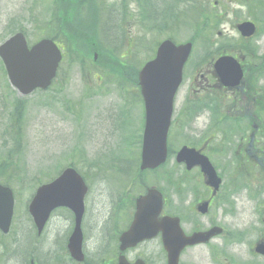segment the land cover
<instances>
[{
	"label": "rangeland",
	"instance_id": "obj_1",
	"mask_svg": "<svg viewBox=\"0 0 264 264\" xmlns=\"http://www.w3.org/2000/svg\"><path fill=\"white\" fill-rule=\"evenodd\" d=\"M42 1L0 0V43L19 27H24L30 43L42 37L43 22H39L41 26L39 28L36 22L30 20L32 9L41 4ZM237 1L220 0L219 5L216 6L217 10L223 12L224 15L216 30V33L221 32V35H213L212 37L215 48L221 43H226V37L230 41L241 38L234 28L235 23L251 17L254 18L255 15L258 19L256 21L260 35L252 41V44L258 47L260 52H264V10H257L248 5H239ZM45 2L46 6L53 4L52 0H45ZM91 2H96V0ZM62 3L68 8V19L71 22L73 35L65 28L63 9L57 11L55 14L56 32L59 40L66 47L67 57L53 88L35 91L27 97H22L18 91L10 87L0 62V165H5L3 169L12 176L13 187L19 202L16 211L21 212L20 215H17L15 211L12 225L15 232L13 230L11 233L13 237L16 234L19 235L15 238L19 251L12 250L11 247L5 249L7 264H27L28 259L39 256V252L43 249L42 257L39 256L44 260H41L43 264L74 263L68 256V250L63 251L67 257L61 251V246H64L63 244L67 239V236L64 235L71 232L68 230L71 224L66 220L67 210L63 211V219L58 214L52 217L49 227L44 233L43 241L35 242L32 250L30 241L32 238L29 237L31 230L26 231V225L27 228L30 225L34 230L26 209L31 196L41 184L54 178L64 167L72 164L81 171L89 172L86 205L91 214L90 223L99 227L104 220L102 224L104 226L111 210V199L119 196L122 186L126 202L129 204H132L131 201H134L139 194L144 192L142 188L145 185L148 187L152 185L165 190L169 197L176 201L175 192L169 189L167 185L168 179L173 178L175 180L182 175L183 167L178 165L175 160L176 152L184 144L201 146L204 138L213 131L210 127L208 128L210 117L207 112L209 111L205 110L204 107L207 104L205 100L209 101L211 95L205 91L202 96H199L205 98L200 101L202 102L200 104L198 101L201 98H193L197 97L194 95L201 94L195 90L203 85V80L207 76L209 77L210 73V66L206 65L207 62L200 66L197 64L204 55V49L198 46L193 49L191 64L189 69L186 68L184 85L176 99L173 124L177 119L176 124L179 127L177 129V126L172 125V138L171 143H169L172 154L169 155L168 161L160 169L151 172L146 177L134 175L143 135L144 119L141 101L133 98L127 103V97L130 95L127 85L121 86L119 82L110 80V76L103 69L102 64L90 65L87 57L101 51L102 59H105L107 57L106 46L111 49L121 48L125 50L132 47L129 46L128 39H130L134 41L133 50L139 54L138 58L144 61L152 53V43L156 45L158 40L167 38L169 33L163 31L164 29L152 27L153 22L149 21V16L153 12L138 5L136 0H105L106 7L104 5L103 7L112 13L115 20L113 32L108 34V39L105 42L92 41L91 37L81 33V31H88V35H90L92 29L90 26H79L78 16L80 12L83 10L81 19L86 24L94 16L98 21H101L104 27L110 23L107 12L84 10L87 6L86 3L71 0H64ZM171 3V0H152V7L159 14L153 13L157 20L154 22L155 24L162 26L169 22L170 8L168 9V6ZM46 14L45 12L44 17ZM170 32L177 43L185 42L193 34L190 27L182 24ZM123 33L124 35H122ZM146 40H149V44L146 43ZM127 54L129 56L132 54L130 48L127 49ZM80 59L84 60L81 69L78 63L75 64ZM85 73H87L86 78L84 77ZM95 76L103 78L102 87L92 89L91 87L95 84ZM124 103L127 104V107L123 105ZM194 106L196 108L193 109L192 114H180L182 108ZM122 111L125 112V115ZM180 115L184 117L182 124ZM124 116L125 121H123ZM82 117L84 118V125H82ZM78 134L82 136L81 139L77 136ZM138 139L139 142L136 143ZM201 147L209 152V145ZM224 147L228 151L219 155H211V158L216 165L220 164L219 168L221 171L223 170L224 179L227 182L230 177L236 176L235 169L228 163L233 157L231 150L234 147L233 140L231 144H225ZM116 158L119 159L116 160ZM96 169L107 171V185L105 177L101 173H90ZM132 175L134 178L129 179L132 178ZM8 177V174L3 176L4 179ZM125 180L126 184L123 185ZM141 182H143L142 186ZM200 189L204 190L203 187ZM113 191H116L115 194ZM181 193L182 191L179 194ZM232 199L234 201L233 206L216 201L211 215L203 219L202 223L207 226L210 221L214 220L225 228L227 234L232 231L243 233L240 234L244 239L242 242H234L238 240L234 237L228 245H223L220 239L213 241L214 247L224 253V255H220L223 264H229L232 261L229 258L231 256L237 262H245L246 264L261 260L254 258L251 252L255 239L264 237V230H262L264 227L261 223L262 214L258 212L259 199L256 198V191L254 188L252 190L245 188L235 194ZM26 216L29 224L27 223L23 227ZM187 217L188 214H186ZM123 220L124 215L121 213L119 215L120 225H123ZM189 221L185 225L186 229L191 227ZM108 227H114V225ZM25 233L26 238L20 245L18 240ZM56 235L63 236L55 238ZM92 240L93 238L90 241ZM105 240L107 247V243L111 240L108 238ZM95 247L97 248V245ZM96 248L93 246V250ZM87 249L91 255V259H87L90 261L89 264H102L104 258L101 256L93 257L92 249L89 247ZM161 249L159 242L143 246V250L149 253H160ZM30 250L31 252L28 254L30 256L24 257L23 254ZM107 252H103V254ZM161 262V260H156L152 264H161ZM181 262L183 264L214 263L208 250L203 246L187 250L182 255ZM39 263L42 264L40 261Z\"/></svg>",
	"mask_w": 264,
	"mask_h": 264
},
{
	"label": "water",
	"instance_id": "obj_2",
	"mask_svg": "<svg viewBox=\"0 0 264 264\" xmlns=\"http://www.w3.org/2000/svg\"><path fill=\"white\" fill-rule=\"evenodd\" d=\"M238 30L244 37H250L256 32L252 22H244L238 25ZM192 43L177 46L170 40L162 43L158 49L157 57L147 63L143 68L140 79L142 92L146 102V125L144 132V144L142 150V169L155 168L165 162L167 158V136L173 111V98L182 81L184 64L192 51ZM0 55L6 64L12 84L26 95L36 88L47 87L56 74L61 54L50 40H43L28 49L24 36L18 34L0 47ZM215 69L222 82L226 85H234L239 82L241 69L238 61L231 56L219 58L215 63ZM178 162H186L188 168L201 165L203 171L209 177V184L219 187L221 180L217 178L214 167L206 156L201 155L195 149L183 147L177 154ZM86 192V186L82 178L72 168L54 182L40 187L30 204L29 210L34 218L39 232L42 231L52 209L59 205H67L83 212L82 200ZM76 196L79 202L72 203V197ZM162 205L161 194L156 190H150L148 196L138 200V217L136 224L142 223L144 231L155 234L156 227L152 226V218H143L149 209L159 212ZM13 212V197L8 188L0 186V225L9 224ZM80 217V215H78ZM177 226L169 224L173 229ZM134 229L132 227L131 231ZM130 231V232H131ZM220 232L213 229L204 234H197L193 238H186L179 234L174 240L168 239L166 248L169 251V264H178L181 250L187 244L207 241L210 236ZM182 233V232H181ZM148 237L143 234L141 238ZM81 231L77 226L73 234L69 248L75 258L81 259L80 254ZM257 251L264 254V244L257 247ZM79 256V257H78Z\"/></svg>",
	"mask_w": 264,
	"mask_h": 264
},
{
	"label": "flooded vegetation",
	"instance_id": "obj_3",
	"mask_svg": "<svg viewBox=\"0 0 264 264\" xmlns=\"http://www.w3.org/2000/svg\"><path fill=\"white\" fill-rule=\"evenodd\" d=\"M259 65L261 64L243 63L242 67L244 71V77L241 83L237 86L226 87L222 85L218 76L213 70H210L209 77L207 76V78L204 79V91H212L215 93L216 97H225L223 103L226 101L234 103L235 109L229 110L224 105H222L221 112L225 115H232V117L240 119L239 122L241 123V126L239 129L242 130V134L237 138V142H239L238 148L240 153L244 155L245 161L250 159L251 164L260 162L261 159L254 153V151L257 145L260 144V138H262L264 141V117L262 122L258 117L257 123L255 122L254 118L255 97H264V71L260 69L253 73V68ZM236 97H243L241 100L243 109L241 110L236 109V107H238ZM261 124L262 127L260 126ZM179 179L184 180L182 183L183 190L181 194L176 192L175 180L173 178H170L167 181L168 188L175 192L176 201L175 199L169 197L165 191H162L164 194L165 204L161 214L157 218L158 222L162 221L166 216H178L181 219L182 227L187 235H192L193 233L199 231H205L213 226L218 225L214 220L210 221L207 226L202 223L203 219H206L211 215V212L215 206L216 201L214 198L216 196H212L213 188L207 185L206 177L200 171V168L196 167L192 170L186 169L185 174L181 175ZM200 187H203L204 190H201ZM109 190L111 191V189ZM115 192L116 191H113V194H115ZM185 192L186 194L184 195ZM118 195V197L111 199V210L108 214V218L105 220L104 226H102L103 220L99 227L90 223L91 214L88 212V206L86 205L87 202L85 201L84 215L82 218V234L84 240L83 251L85 254V261L90 262L87 259H91L90 252L87 249V247H89L92 249L93 257L101 256L104 258V260H102L104 264H118L120 258H124V261L127 264H136V262L140 260H144L147 264H152L156 260H161V264H168V254L164 247L160 250V253H149L143 250L144 245L153 242H159V244L161 243L163 246V236L161 233L157 234L151 240H146L125 249L122 248L120 238L131 228V225L136 217L137 205L136 198L134 201H131L132 204L126 202L125 193L122 191V189H120ZM207 202L210 203V207L208 209L209 213L202 214L200 212V206ZM58 212L59 213H54V215L58 214V216L63 219L62 214H64V212L62 210ZM121 213L124 215L123 225L119 224V215ZM186 214H188L187 218ZM66 215V220L71 224V227L68 230H71L72 232L76 226V216L69 211H66ZM188 220H190L189 224H191V227L186 229L185 225ZM111 225H114V227H108ZM60 236L61 235H56V238ZM92 238L93 240L90 241ZM105 238L111 240L107 243L108 249L106 247ZM219 238H213L208 244L189 246L184 251L186 253L187 250L202 246L206 247L210 256L212 257L214 262L213 264H222L218 258L219 256L217 255L218 248L214 247L213 244V241ZM220 239L222 244L225 245L226 239ZM95 245H97V248ZM93 246L96 248L95 250H93ZM103 252L107 253L103 254ZM261 259H263L264 262V258L261 257ZM3 262L4 264H7L5 258L3 259ZM180 264H183V262H180Z\"/></svg>",
	"mask_w": 264,
	"mask_h": 264
},
{
	"label": "trees",
	"instance_id": "obj_4",
	"mask_svg": "<svg viewBox=\"0 0 264 264\" xmlns=\"http://www.w3.org/2000/svg\"><path fill=\"white\" fill-rule=\"evenodd\" d=\"M187 0H174L173 6H177L179 3L186 2ZM191 6L196 7L193 11L194 20L191 22L193 26V34L191 35L190 40L198 45H203L207 48L213 47L215 44L212 41V34L214 30L218 27L219 17L215 14H211L209 8V0H188ZM240 4L249 5L256 7V5H264L260 0H240ZM232 45L229 41L226 43H221L218 48L211 50L207 54V60L212 59L215 55H219L222 52L228 51L227 48ZM235 45V44H234ZM242 46V44L240 45ZM209 56V57H208Z\"/></svg>",
	"mask_w": 264,
	"mask_h": 264
}]
</instances>
